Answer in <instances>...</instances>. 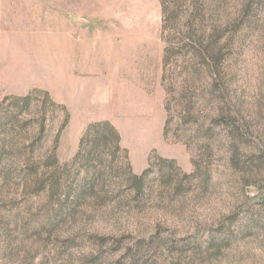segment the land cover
Instances as JSON below:
<instances>
[{
  "label": "rangeland",
  "instance_id": "obj_1",
  "mask_svg": "<svg viewBox=\"0 0 264 264\" xmlns=\"http://www.w3.org/2000/svg\"><path fill=\"white\" fill-rule=\"evenodd\" d=\"M198 38L222 55L196 100L206 148L172 81ZM103 122L153 171L140 195L122 174L78 203ZM0 123V264H264V0H0Z\"/></svg>",
  "mask_w": 264,
  "mask_h": 264
},
{
  "label": "trees",
  "instance_id": "obj_2",
  "mask_svg": "<svg viewBox=\"0 0 264 264\" xmlns=\"http://www.w3.org/2000/svg\"><path fill=\"white\" fill-rule=\"evenodd\" d=\"M212 44L213 43L203 44L200 38L195 40L194 47H190V50H192L191 56L185 60V64L181 65L182 71L178 74L182 78L181 84H178L177 79L179 78H177V76L172 80L174 81L175 88L177 87L176 92L179 94V98L174 104H177L176 108H178V106L181 108L180 112H177L181 117L180 126L187 127L188 125H195L196 130L193 138L197 137L205 140L203 142L204 148L209 146V142L214 136L217 120L211 119L212 125H207L206 121H203V118L200 117V110L197 107L198 103H196V100L207 101L205 99L206 89L201 87V81L210 68L219 70V64L222 61L220 51L210 58L207 57L210 49L213 47ZM216 87V83L213 82L210 87L212 91H209L210 95H212ZM29 101V97L23 99L26 105ZM167 108L170 114L176 113L174 107L173 109L170 106ZM220 114L223 115L222 109ZM173 116L175 115L173 114ZM10 118L13 120V117ZM168 123H170V119ZM40 125L44 132V120L40 122ZM2 127L3 125L0 123V130ZM205 152L207 154L209 153L208 151ZM120 154V136L118 131L110 123H99L89 129V132L82 140L81 153L78 157L81 166L88 174L86 177V186L81 188V192L77 197L78 203L85 201L88 197L96 198L98 188L99 190L104 189L110 181L117 179V177H121L122 174V178L129 183L130 189L136 194L140 195L145 188H147V179L153 169H148L140 176L135 175L128 164L121 163ZM52 161L53 159L49 160L47 166L52 165ZM160 162L161 165L157 170V181L164 185V187H170L176 191L180 190V188H182V181H178L177 173L179 170L175 166V161L161 159ZM185 176L188 177V175Z\"/></svg>",
  "mask_w": 264,
  "mask_h": 264
}]
</instances>
